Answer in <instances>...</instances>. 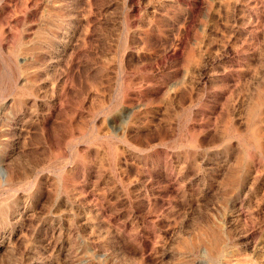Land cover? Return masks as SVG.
Returning <instances> with one entry per match:
<instances>
[{"label": "rangeland", "instance_id": "obj_1", "mask_svg": "<svg viewBox=\"0 0 264 264\" xmlns=\"http://www.w3.org/2000/svg\"><path fill=\"white\" fill-rule=\"evenodd\" d=\"M0 264H264V0H0Z\"/></svg>", "mask_w": 264, "mask_h": 264}, {"label": "bare ground", "instance_id": "obj_2", "mask_svg": "<svg viewBox=\"0 0 264 264\" xmlns=\"http://www.w3.org/2000/svg\"><path fill=\"white\" fill-rule=\"evenodd\" d=\"M193 18V17H192Z\"/></svg>", "mask_w": 264, "mask_h": 264}]
</instances>
